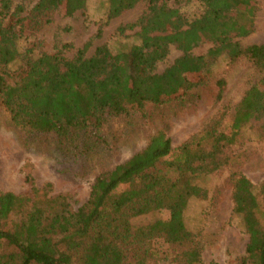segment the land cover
I'll list each match as a JSON object with an SVG mask.
<instances>
[{
	"label": "trees",
	"instance_id": "16d2710c",
	"mask_svg": "<svg viewBox=\"0 0 264 264\" xmlns=\"http://www.w3.org/2000/svg\"><path fill=\"white\" fill-rule=\"evenodd\" d=\"M30 1H36L33 10L38 14L57 8V0ZM72 1L76 9H85L88 0ZM107 1V22L147 2L136 23L139 44L101 57L87 56V43L71 58L63 50L32 58L21 49L20 32L4 23L8 19L22 24L25 7L14 6L15 0H0V102L14 125L55 133L64 147L70 144L83 157L84 149L96 151L106 145V112L120 116L144 110L149 102L184 103L194 88L209 80V76L184 78V73L197 69V64L208 67L209 59L222 50L233 62L249 59L264 72V43L244 45L235 40L254 31L255 0H203V12L191 21L180 8L160 0ZM203 39H211L215 46L196 56L191 45ZM171 45L183 54L159 73L157 65ZM177 82L183 89L174 95L170 89ZM261 86L262 90L252 89L249 104L237 107L228 127H222L223 114L216 116L176 148L168 132L159 129L127 161L101 171L88 200L78 208L69 194H52L49 183L36 186L29 173L26 180L33 195L0 190V264H150L162 254L177 264H204L199 235L181 218L135 222L151 212L207 196L208 190L198 183L200 176L224 165L225 149L241 141L247 124L256 121L264 129ZM232 178L233 211L249 236L242 264H264L260 216L264 182L258 188L240 172ZM160 242L172 247L171 253L163 251Z\"/></svg>",
	"mask_w": 264,
	"mask_h": 264
},
{
	"label": "rangeland",
	"instance_id": "374dc122",
	"mask_svg": "<svg viewBox=\"0 0 264 264\" xmlns=\"http://www.w3.org/2000/svg\"><path fill=\"white\" fill-rule=\"evenodd\" d=\"M162 1L180 8L189 21L203 12V0ZM255 1L254 31L246 37L235 38L244 45L264 43V0ZM19 4L25 7L21 14L22 24L8 23V19L4 23L15 26L20 32L21 49L32 58L59 50L71 58L87 43V56L101 57L117 53L119 49L126 50L140 43L137 36L140 27L136 23L147 9V2L143 1L107 22V0H88L85 9H76L72 0H57L56 10L44 14L33 10L36 1L15 0L14 6ZM182 28L186 29V26ZM214 46L211 39L199 40L192 43L191 52L204 56ZM182 54V50L171 45L168 56L158 63L156 71L163 72ZM218 54L209 59L208 67L197 64V69L184 73V78L188 79L209 76L206 83L192 90L184 103L155 105L149 102L144 110H131L120 116L106 112L103 128L106 145L96 151L84 149L83 157L77 156L70 144L64 147L55 133L42 134L14 125L10 113L0 102V190L33 195V186L26 180L29 173L36 186L49 183L52 194H69L72 204L78 208L88 200L91 186L101 171L127 161L142 150L159 129L168 132L176 148L200 133L216 116L223 114L222 127H228L237 107L249 104V96L255 89L262 90L264 72L257 70L249 59L233 62L225 50ZM16 67L17 64L11 65L12 69ZM182 89L183 83L177 82L170 90L175 95ZM90 135L95 140V135ZM224 155L227 161L220 169L198 179V183L208 190L206 197L190 198L172 210L151 212L135 223L143 225L176 215L198 233L204 264H242L249 236L233 211L232 175L243 173L258 188L264 182V129L261 123L247 124L241 141L227 147ZM260 216L264 222V202ZM158 246L171 253L172 247L168 244L160 242ZM149 263L177 264L165 254L150 259Z\"/></svg>",
	"mask_w": 264,
	"mask_h": 264
}]
</instances>
